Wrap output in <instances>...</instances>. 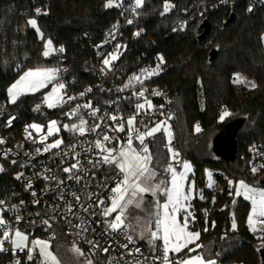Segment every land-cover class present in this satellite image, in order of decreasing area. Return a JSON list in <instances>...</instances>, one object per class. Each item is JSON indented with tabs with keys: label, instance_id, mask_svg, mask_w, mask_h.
Wrapping results in <instances>:
<instances>
[{
	"label": "trees",
	"instance_id": "1",
	"mask_svg": "<svg viewBox=\"0 0 264 264\" xmlns=\"http://www.w3.org/2000/svg\"><path fill=\"white\" fill-rule=\"evenodd\" d=\"M250 1L169 0L175 7L161 15L165 0H145L143 7L137 9L138 14H134L133 23L123 28L125 46L116 63L118 68H123L138 56L144 58V54L160 53L164 57V73L157 80L174 95L171 112L182 157L193 162L196 181L201 184L205 165H212L214 176L223 189L218 201L210 206L209 190L203 188V199H195L192 208L193 225L201 231L202 247L199 249L206 256L215 257L220 264L232 261L264 264L258 250L260 245L247 225L249 204L241 197H229L223 178L224 175L243 177L249 146L256 141L264 142V45L261 37L264 0H259L249 12ZM105 3L106 0H0L1 95L8 97V85L26 67L36 63L54 67L64 63L68 67L66 78L74 77V84L92 80L86 72V61L95 62L91 43H98L106 31L122 19L119 7L105 8ZM39 7H45L46 11L37 15ZM203 7H208V12L198 15L197 11ZM190 11L194 18L188 19L185 28L173 31L175 24ZM230 17L233 19L229 20ZM30 18L36 19L43 39L27 24ZM207 23L211 24L210 32L202 36ZM136 29L139 36L135 35ZM47 39L56 47L62 46L64 51L58 56L44 57ZM237 72L253 80L257 87L234 84L233 73ZM99 90V97L109 96ZM41 100L40 95L24 97L11 104L10 109L29 121L47 120L60 113L58 108L41 105ZM37 104L41 105L40 110L34 111ZM225 108L232 115L220 121V113ZM197 124L200 132L195 130ZM225 129L231 130L232 156L212 158L211 152L216 155L215 138ZM147 142L156 171L165 175L164 169L170 163L165 134L157 133ZM217 171L222 174L218 175ZM261 175L246 181L262 183ZM232 217L236 219V230L231 227ZM62 239L60 236L57 240ZM2 259L0 253V262Z\"/></svg>",
	"mask_w": 264,
	"mask_h": 264
},
{
	"label": "built area",
	"instance_id": "2",
	"mask_svg": "<svg viewBox=\"0 0 264 264\" xmlns=\"http://www.w3.org/2000/svg\"><path fill=\"white\" fill-rule=\"evenodd\" d=\"M120 1L122 6L118 10L122 19L119 18L114 25L116 27L106 31L105 36L98 43H91L95 62L93 61L89 64V61H86V72L92 80L79 85L74 84V77L71 80L66 78L68 67L64 63L55 66L61 70L58 73L57 80L65 84L66 87L63 91L67 96L76 97V99L60 106L50 108H58L60 111L58 115L47 120L29 121L23 119L19 112L10 109L12 103L9 102L8 97L2 96L0 91V139L4 140V143L0 144V166L4 169V171L0 172V200L5 201L3 205H0V209L4 210L0 212V215L9 220L13 227L28 233L29 238L40 236L50 240H57L61 236L72 242L76 241L90 257L92 264H162V259H154V256L162 257L161 241H156V251L152 253L147 250L144 243L139 242L132 236L128 228L113 231L108 227V222L113 220V218L111 216L105 217L103 209L111 203L109 197L112 195L111 189L115 187L116 170L112 166L96 163L100 158L98 150L95 149L93 144L98 138L97 133L88 132L80 135L78 132L69 131L62 127L64 124H78V116L69 118L65 113L75 108L77 104L83 105L91 101L93 107L100 109L97 117H105V119L101 122L97 118L89 116V110L83 108L80 110V114L88 120L89 125L101 122L102 129L114 138L110 143L105 142L106 146L119 150L121 147L126 146L127 126L125 124V132L110 130L105 125L114 127V122L108 119L105 114L122 116L126 121L128 116L134 114L135 104L144 102V98L133 96L132 93L138 92L143 88L147 90L145 96L151 100L154 108L148 110L147 114H144L142 110L137 117L136 126L140 131H145L144 125L151 127L155 122L167 120L172 132L170 146L179 152L178 160L173 162V164L176 168L182 167L184 159L176 140L173 122L174 114L171 112L174 95L157 80L164 73L165 60L161 65L163 71L159 75H154L150 79L144 80L143 85L133 81L132 86L124 88V85L129 83V78L134 74H140L141 70L145 68H155L156 64L159 63L158 57L162 56V54L155 53L151 56L144 54V58L138 56L130 61L129 66L123 68L116 66L117 59L112 61L111 70L106 69L103 73L100 71L104 67L103 59L109 53L115 51L117 44L122 46L119 49L121 53L125 46V41L122 39L124 35L123 28L126 24H129L127 23L128 20L133 21L135 13L132 12L130 5L134 4V0ZM258 2L259 0H251L248 8L251 6L253 9ZM39 9L41 10L40 14L46 11L45 7H39ZM208 10V7H203L197 13L198 15H203ZM193 18L194 13L190 11L186 17L181 18L175 24V29L185 28L189 23L188 19ZM135 32H138V29ZM59 48L54 45L56 51H53L51 55H60ZM89 88H91V91H86ZM122 88L124 90L119 91ZM99 89L107 92L109 96L99 97ZM152 90H156L162 95H152ZM81 92H85L83 97L80 96ZM106 101H114L115 103L109 104ZM161 105H163L162 108L160 107ZM169 116L171 119H168ZM11 117H15V119L9 125L8 120ZM53 119L58 122L60 131L40 143V136L47 134L48 122ZM33 123L44 125L45 128L40 133L31 128H27L26 131V127ZM100 131L98 130V132ZM29 132L32 133L31 137L28 136ZM54 139H62L63 143L59 148L36 152L37 148L43 149L46 144L52 143ZM133 146L139 147L135 137H133ZM248 151V158L243 163L245 175L243 177L223 176L226 180L225 188L229 197L231 196L229 193L234 191L236 180H247L248 178L264 174V169H259V166L264 164V142L256 141L252 143ZM77 153H79L78 156L76 155ZM13 161H16V163H13ZM77 161H79V171L74 170V175H79L82 178L79 181L75 178L68 179L69 175L72 174L63 172V168L69 167L71 164L77 163ZM94 164L96 165L95 167L93 166ZM253 166L259 169L256 174L251 171ZM217 173L218 175L222 174L221 171H217ZM18 174H22L20 179L16 178ZM45 177H55L56 179H46ZM58 181H63V183L59 184ZM228 181H233V185L230 186ZM29 182L31 183V188L27 187ZM211 183L212 187L208 188L209 196L207 201L210 206H213L218 201V196L223 189L215 176ZM33 192L36 193L35 196L32 195ZM89 194L95 195H92L91 199H89ZM61 195H63V199H61ZM75 196H79L80 200L77 201ZM98 200H104L105 204L97 207ZM21 201H23V204H21ZM34 201L39 202L34 203ZM69 204L72 205L71 212L68 211ZM90 205L91 207H89ZM13 206L16 207L14 208ZM84 208H88V211L85 212ZM17 215L22 217L19 223L15 221V216ZM45 219L49 220L50 228L42 223ZM33 221L35 223H32ZM251 233L260 245L261 241L257 238L260 233ZM128 235L133 237L132 242L128 241ZM89 241H92V243H88ZM123 245H127V247H123ZM5 247L9 250L0 252L3 255L0 264H16L17 260L20 261V264H40L41 257L37 251L33 254L34 259L29 261L26 254L27 250L13 252L11 245L7 242ZM105 248L108 249L107 252L104 251ZM137 248L139 252L136 251ZM180 256L183 257L185 255L182 253Z\"/></svg>",
	"mask_w": 264,
	"mask_h": 264
},
{
	"label": "snow or ice",
	"instance_id": "3",
	"mask_svg": "<svg viewBox=\"0 0 264 264\" xmlns=\"http://www.w3.org/2000/svg\"><path fill=\"white\" fill-rule=\"evenodd\" d=\"M221 2H226V0H221ZM145 0H134V4L130 5L133 13H137V9L143 7ZM105 8L121 7L122 3H118L117 0H106ZM175 5L170 4L169 0H165L163 12L161 15L169 12L171 8ZM247 11L251 12L252 7L250 6ZM36 13L39 15L41 10L36 9ZM46 14V13H45ZM127 23H133L132 20H128ZM186 23V22H184ZM27 24L34 28L38 33H40L41 38L43 39V33L40 32V29L37 25L35 18H30L27 20ZM116 27V26H114ZM176 29H173L175 31ZM136 36L140 35V32L135 33ZM122 46L117 44L115 46V51L109 53L102 61L104 67L101 68V72L105 70H111L112 61L119 59L121 53L119 49ZM53 51L52 41L48 39L45 43V51L42 53L44 57H48ZM59 51L62 53L64 48L61 46ZM159 63L156 64L155 68L152 69H142L140 74H134L129 78V83L124 85V88L132 86V82L135 81L143 85L144 80L150 79L154 75H159L163 71L161 65L164 63L163 56L158 57ZM61 70L58 68H37L34 70H29L25 72L14 84L8 88L9 102L15 104L20 96L25 95L30 92L38 91L40 88L46 87L48 83H51L53 80H57L58 73ZM234 84H248L251 88H256L257 85L255 82L247 81L246 78L241 73H233ZM65 84L59 82L55 83L52 87L50 93L46 94L43 97V102L47 105L48 108H53L60 106L68 101L76 99L73 96H67L63 91L65 89ZM124 89H119L123 91ZM86 91L90 92L91 88ZM147 90L141 88L138 92H133L132 95L138 98H144L143 103L137 102L135 104L134 114L127 117L126 121L122 116L109 115L105 114L108 119L114 122L113 126L105 127L110 128L112 131L116 132H125V124L127 126V141L126 146L121 147L119 150L116 148L107 147L105 142H111L114 138L107 134L106 131L102 129V121L105 117H97V113L100 111L98 107H93L92 102L88 101L83 105L77 104L75 108L71 109L69 112L65 113L69 118L77 117L79 123L64 124L62 127L66 130L78 132L80 135H84L88 132L97 133L98 138L93 142L95 149L98 150L100 156L99 160L96 161L97 164L102 163L109 166H114L116 170L115 178V187L111 189L112 195L109 197L111 203L110 205L104 207L103 215L105 217L111 216L113 213H117L115 218L108 222V227L113 231L123 230L124 228L130 227V224H126L125 221L128 219V216L131 215L129 209L140 210L147 213V224L145 225V231L149 235V244L153 246V250H156V241L159 240L162 242L160 247L162 248V257H155L154 259H162V264H217L215 259L205 258L203 254L191 255V253L196 252L197 249L201 248L202 245L195 243L199 240L200 232L190 230V220H195V216L192 211H190V201L193 199L192 188L185 189L184 181L187 177V173L191 171V165L187 162H183V171H177L173 166V163H168L164 171L170 174V180L164 181L160 180L157 183H153L156 179L157 172L154 167H152L153 156L149 148V144L146 142L149 138H154L157 133L163 132L167 138V147L168 151L171 153V160L177 161L179 157V152L173 149L171 145L172 132L171 126L168 125L167 120H162L155 122L153 126L149 127L144 125L145 131H140L136 126L137 117L141 114L142 110L144 114H147V111L153 109L154 106L146 96L145 92ZM85 92H81L80 96L83 97ZM152 95H162V93L152 90ZM66 97V99H65ZM106 103H115L114 101H106ZM41 105L37 104L34 108V111H39ZM161 108L163 105L160 106ZM89 110L88 115L94 118H97L101 122H96L92 125L88 124V120L80 114L81 109ZM79 114V115H78ZM232 113L226 108L223 109L220 113L219 119L223 121L226 117H230ZM15 117H11L8 120V124L11 125ZM168 119H171L169 116ZM117 121H119L117 123ZM44 125L33 123L27 128L35 130L37 133H40L44 129ZM98 130H101L98 132ZM196 132H200L201 128L199 124L195 126ZM60 127H58V122L53 120L50 121L47 125V134L41 135L39 142L43 143L48 139L49 136H53L54 133H58ZM28 136L31 137L32 133L29 132ZM133 137L138 141L139 147L133 146ZM4 140L0 139V144H3ZM63 143L62 139H54L52 143L46 144L43 149L37 148L36 152L39 153L41 150L49 151L53 148H59ZM74 151V148H73ZM6 155V154H5ZM77 156L79 153L76 154ZM16 163V161H13ZM91 163V161H90ZM96 166L95 164L93 165ZM259 169H264V164L259 166ZM256 166H253L251 171L253 174H256L259 170ZM74 170L79 171V161L77 163L71 164L69 167L63 168V172L70 173L68 179L75 178L79 181L82 177L79 175H74ZM4 171L3 167L0 166V172ZM22 174L17 175V179H20ZM46 179H56L55 177H45ZM59 184H62L63 181H58ZM229 185H233V181H228ZM236 183V188L234 193L230 192V195H235L236 197H243L245 201L250 202V212L247 218V224L251 232L256 234L257 232L260 235L257 237L260 241V248H264V188H257L248 185L245 181L241 180ZM209 187H212L211 183V173H209ZM28 188H31V183L27 184ZM145 194H150L154 199L152 203L148 206L145 205ZM33 196L36 195L35 192L32 193ZM75 195V194H74ZM92 195L89 194V199ZM160 197H163L161 201ZM63 199V195H61ZM77 201L80 200L79 196H75ZM201 199L203 197L201 196ZM39 201H34L38 203ZM5 201L0 200V205H3ZM23 204V201H21ZM104 200H98L97 207L104 205ZM235 204V200L233 201ZM14 208L16 206H13ZM83 207V205H81ZM91 207V205L89 206ZM85 212L88 211V208L83 209ZM117 210H119L117 212ZM4 211L0 209V212ZM68 211H72V205H68ZM183 213V220L181 222L180 216ZM207 215V210H205ZM139 223L140 217H135ZM22 220L20 215L15 216V221L19 223ZM32 223H35L33 221ZM43 224L51 227L49 220L45 219L42 221ZM154 224V230L151 225ZM215 222H213V227ZM79 227V225H77ZM237 224L236 220L233 217L232 220V230H236ZM86 230V229H85ZM207 231V228H205ZM141 238H144V232H141ZM129 242H132L133 237L131 235L127 236ZM11 245V250L13 252L26 251L27 258L29 261L34 259V252L38 250V254L41 257L40 264H61V261L58 259L51 250V241L50 240H41V239H29V234L21 231L19 228L13 227L9 220L5 219L3 215H0V252H7L9 249L5 247V243ZM88 243H92L89 241ZM195 243V248L189 247V245ZM127 247V245H123ZM187 249L188 254L181 257L182 253ZM74 253L79 256L83 255V252L79 247L73 244L71 249ZM259 250V249H258ZM105 252L108 251L107 248L104 249ZM139 252V249H136ZM131 254V253H130ZM170 254H172L170 256ZM174 257V258H173ZM16 264H20V261L17 260ZM87 264H92L91 260L87 261Z\"/></svg>",
	"mask_w": 264,
	"mask_h": 264
},
{
	"label": "rangeland",
	"instance_id": "4",
	"mask_svg": "<svg viewBox=\"0 0 264 264\" xmlns=\"http://www.w3.org/2000/svg\"><path fill=\"white\" fill-rule=\"evenodd\" d=\"M117 2L119 3L121 1L120 0H117ZM169 3L172 4L171 2H169ZM261 37H262V42H263V45H264V32L262 33V36ZM52 47L54 49L53 42H52ZM37 68H56V67H54L51 64H38V63L33 64L31 66H28V67H26L23 71H21L15 77V79L8 85L7 90L25 72L29 71L30 69L31 70H34V69H37ZM245 78H246L247 81L254 82L253 80H251V79H249L247 77H245ZM55 83H57V81L53 80L51 83H48L46 87L40 88L38 91L30 92V93H27L25 95L20 96V98L17 101H19L20 99H22L24 97H32V96L40 95L42 97V100L39 103H41V105H44V106L47 107V105L43 102V97L46 94H48V93L51 92L52 87H53V85ZM244 85H246L247 88H251L250 85H248V84H244ZM7 96H8V91H7ZM8 99H9V96H8ZM53 120H49V122L50 121H53ZM210 145H212V138H211V141H210ZM211 157L218 159V155L217 154L215 155L213 152H211ZM184 161H187L191 165V171L187 173V177H186V179L184 181V187H185L186 190L189 189L190 187L192 188L193 199L190 201L191 207H190L189 210L193 212L192 208H193V202H194V200L197 199V198L198 199H201V196L203 197V192H202L203 191V188H209V186H208L209 185V173H211V182H212V180H214V175H213V172H212L213 166L212 165L210 166V164L205 165L204 171H203L204 181L201 184L198 181H196L195 166H194L193 162L190 159L184 160ZM173 162L174 161L171 160V153H170V163H173ZM151 166L154 167V168H156V166H155V164H154L153 161H152V165ZM173 166H174V164H173ZM176 169H177L178 172L179 171H183V163H182V167L176 168ZM260 177L261 178L264 177V174H262ZM170 178L171 177H170V174L169 173H166L165 172V175H163V174H159L157 172L156 179L153 181V183H157L160 180H164V181L167 182V181L170 180ZM241 180H243V179H238L235 182H239ZM243 181H245L250 186L257 187V188H264V184L263 183H252V182H248L246 180H243ZM236 186H237L236 183H234V191H235ZM234 191H233V193H234ZM241 198L243 199L242 196H241ZM153 199L154 198L150 194H145V205L146 206L150 205L152 203ZM160 199H161V201H163L164 198L163 197H160ZM246 202L249 204V211H248V214H247V218H248L249 212H250V207L251 206H250V202H248V201H246ZM118 211L119 210H117V212ZM129 212L131 213V215L128 216V219L125 221V223L131 225L130 227H127V228L131 231L132 236L136 240H138L139 242L144 243V245H145V247L147 248L148 251H150L152 253H155L156 250L154 251L153 250V246L149 244V235L145 231V225L147 224V213L144 212V211H140V210H134L133 211L131 208L129 209ZM116 214L117 213H113L111 215V217L114 219ZM135 217H140L139 223L137 222V220L135 219ZM180 219H181V222H182V220H183V213L181 214ZM189 220H190V230L191 231H198V232H200V237H201V231L199 230V228H195V226H194L195 225V222L192 221V218L191 217L189 218ZM232 220H233V217L231 219V227H232ZM193 222H194V225H193ZM151 227H153V230H154V224L151 225ZM248 228H249V226H248ZM141 232H144V238H141V235H140ZM200 237H199V239H200ZM29 239L30 240H32V239L50 240V239H46V238H43V237H40V236L39 237H31ZM50 241H51L50 250L55 255H57L58 259L61 261V264H87V261L88 260H91L90 257L86 254V252L83 249V247L79 243H77L76 241H73L72 242L71 240H68L66 238H63L62 240H50ZM195 243H198V244L201 245V243L199 242V240L196 241ZM195 243L189 245V247H191V248L195 247ZM73 244H75L77 247H79L81 249V251L83 252V255L82 256L77 255L76 253H74L71 250L72 247H73ZM201 251H202L201 249H197L196 252L191 253V255L203 254L206 259L207 258L215 259L217 261V264H220L215 257H208V256L205 255L204 252H201ZM37 252H38V250H37ZM182 253H184V255H187L188 254V251H186V249H185ZM182 253H180V254H182ZM171 255L172 254H170V256ZM226 264H240V263H238L236 261H232V262H229V263L227 262Z\"/></svg>",
	"mask_w": 264,
	"mask_h": 264
},
{
	"label": "water",
	"instance_id": "5",
	"mask_svg": "<svg viewBox=\"0 0 264 264\" xmlns=\"http://www.w3.org/2000/svg\"><path fill=\"white\" fill-rule=\"evenodd\" d=\"M233 19V17H230L229 20ZM227 20L224 23V26L227 25V22L229 21ZM210 28H211V24L207 23L205 25V29L204 32L202 33V36H205L207 33L210 32ZM229 128L232 130V124L229 125ZM222 130L215 138V150H216V154L219 156H232L233 151H231L232 149V143H231V139H230V133L231 130ZM262 183H264V180H262ZM259 253L261 255L262 260L264 261V248H260L259 247Z\"/></svg>",
	"mask_w": 264,
	"mask_h": 264
}]
</instances>
